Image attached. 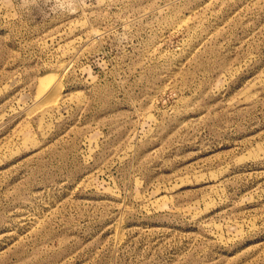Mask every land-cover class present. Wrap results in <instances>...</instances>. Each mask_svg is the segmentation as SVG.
Returning <instances> with one entry per match:
<instances>
[{
    "label": "rangeland",
    "instance_id": "1",
    "mask_svg": "<svg viewBox=\"0 0 264 264\" xmlns=\"http://www.w3.org/2000/svg\"><path fill=\"white\" fill-rule=\"evenodd\" d=\"M0 264H264V0H0Z\"/></svg>",
    "mask_w": 264,
    "mask_h": 264
},
{
    "label": "bare ground",
    "instance_id": "2",
    "mask_svg": "<svg viewBox=\"0 0 264 264\" xmlns=\"http://www.w3.org/2000/svg\"><path fill=\"white\" fill-rule=\"evenodd\" d=\"M58 77L56 78L53 75L47 74L40 80V91L42 95L47 96L49 98V102H55L59 95L60 85L58 81ZM61 93V92H60Z\"/></svg>",
    "mask_w": 264,
    "mask_h": 264
}]
</instances>
